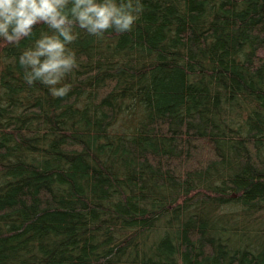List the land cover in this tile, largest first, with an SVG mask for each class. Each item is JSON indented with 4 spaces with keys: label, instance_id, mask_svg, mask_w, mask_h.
<instances>
[{
    "label": "trees",
    "instance_id": "1",
    "mask_svg": "<svg viewBox=\"0 0 264 264\" xmlns=\"http://www.w3.org/2000/svg\"><path fill=\"white\" fill-rule=\"evenodd\" d=\"M143 4L65 96L0 39V264H264V0Z\"/></svg>",
    "mask_w": 264,
    "mask_h": 264
},
{
    "label": "clouds",
    "instance_id": "2",
    "mask_svg": "<svg viewBox=\"0 0 264 264\" xmlns=\"http://www.w3.org/2000/svg\"><path fill=\"white\" fill-rule=\"evenodd\" d=\"M143 0H0V39L18 45L33 36L34 26L46 24L24 47L17 61L28 84L49 86L53 96H65L71 83L65 77L79 67L70 45L83 29L103 37L112 29L131 31L143 13Z\"/></svg>",
    "mask_w": 264,
    "mask_h": 264
}]
</instances>
